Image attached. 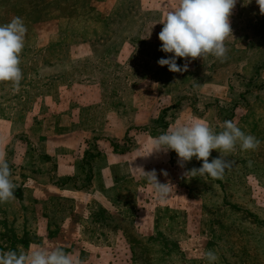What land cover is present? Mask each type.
<instances>
[{
	"label": "rangeland",
	"instance_id": "rangeland-1",
	"mask_svg": "<svg viewBox=\"0 0 264 264\" xmlns=\"http://www.w3.org/2000/svg\"><path fill=\"white\" fill-rule=\"evenodd\" d=\"M176 6L0 0V24L21 17L27 27L20 87L0 82V152L16 185L0 203V251L59 246L84 264H209L212 250L214 264H264V15L256 0H237L226 58L173 73L157 63L171 55L158 33ZM193 118L215 132L234 121L259 147L223 153L233 164L222 178L186 177L202 161L181 167L153 139ZM138 167L171 184L170 195L159 199Z\"/></svg>",
	"mask_w": 264,
	"mask_h": 264
},
{
	"label": "clouds",
	"instance_id": "clouds-1",
	"mask_svg": "<svg viewBox=\"0 0 264 264\" xmlns=\"http://www.w3.org/2000/svg\"><path fill=\"white\" fill-rule=\"evenodd\" d=\"M236 3L237 0H177V6L170 9L159 22L163 25L158 33V39L162 42L160 51L171 55L168 58H160L158 65L167 66L170 72L181 73L187 71L188 63L197 58L204 59L212 55L223 61L228 52L225 40L232 35L229 18ZM256 4L260 14L264 15V0H256ZM26 33L27 27L21 17H14L8 23L0 24V82H10L17 90L23 79L20 64ZM150 36L151 32L147 38ZM178 58H184L188 62L183 66L178 65ZM221 129L215 132L197 118L187 123L177 122L153 139L154 150L165 153L175 151L181 167L193 157L202 161L199 168L186 171V177L208 176L219 179L233 164V161L222 155L223 153L235 151L237 145L241 151L256 150L260 144L255 136L246 134L234 121H223ZM212 150L218 151L220 155L209 161ZM137 169L142 171L152 184L159 199L170 195L172 185L158 182L154 170L145 172L143 168ZM11 175L6 153L0 152V203L15 198L16 185ZM163 175L167 176V173L164 172ZM204 255L209 264H214L218 259L212 250L206 251ZM0 264H84V261L59 246H29L27 251H0Z\"/></svg>",
	"mask_w": 264,
	"mask_h": 264
}]
</instances>
